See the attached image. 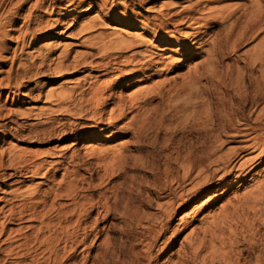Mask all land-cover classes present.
<instances>
[{"label": "bare ground", "instance_id": "bare-ground-1", "mask_svg": "<svg viewBox=\"0 0 264 264\" xmlns=\"http://www.w3.org/2000/svg\"><path fill=\"white\" fill-rule=\"evenodd\" d=\"M64 1L66 2L64 7H60L59 5L58 8L70 14L82 10V6H84L86 0ZM99 1H103L105 3L102 2L104 6ZM228 1H235L237 3L224 7L215 6L213 8L211 6V4H221ZM106 2L104 0L93 1L94 5L102 8L103 11L106 10L107 12L105 13L114 22L121 24L120 27H116L117 29H112L115 31H112V34L110 33L111 35L106 31L104 33H107V35H100L102 34L100 33L98 34L99 36L95 35L97 37H91L93 34H96L97 28L102 24L98 25L95 23L94 25L92 23L93 25H90L88 23L89 25H82L78 31L77 44H80H76L80 48L86 49L85 53H81L82 51L80 52L81 54L77 52L78 55L76 53V56L71 60L72 52L69 48L71 45L69 44V46L66 45L62 48L60 54L54 59L55 61L52 59L54 62L50 61V63L46 60L48 58L45 59L46 55H43V52H39L40 50L37 51L39 53V56H37L41 58L38 65V67L40 66V72L41 68L46 65L48 66V71L45 72H49L48 75L51 76L50 81H41L42 87L45 88V86L55 84L54 82L58 80H66L67 82V79L75 76L78 77V75H82L83 77H79L74 86H63V83L61 85L63 87L61 88L60 86L61 89H56L57 91L53 90L51 92L47 91V105L45 109H41L38 112L34 110L11 111L7 114V117L16 115L21 118L34 117L35 120L42 118L44 120H41L39 124L34 126L36 127L33 130L34 139L46 140L47 138L53 137V140L60 142L73 140L75 146V142L84 140L87 135L92 134L95 137H100L105 132H111L113 129L117 130L121 125H123L120 129L121 133L133 134L135 138H141L144 135L145 129H147V125L149 122L151 123V119L155 115H159L158 120H160V123L164 122H161V120H165V117L157 111L156 104L158 102L156 103V101L158 99L165 101L167 99L166 97L168 99L173 97L174 101L176 99V106L174 104L170 120L176 118V122L182 121V123L183 120H186L189 122L188 124H190V121L195 124L198 122L197 124L201 127L200 129H203L208 134V137L210 136L211 141L209 143L207 141L205 146L200 149L196 148L197 150L194 148L195 150L189 149L185 151L184 149H178V147L174 149L176 156L174 155L173 164L175 168L170 165V160L168 161L170 163L168 165V171H166H170L171 180H173L171 183L173 185L171 184L172 188L168 193L164 192V190V195L160 198L163 201L171 199L161 202L162 204L159 203L161 215H157L159 217L155 220L159 225H162V230L157 231L155 228H151L153 230H151L153 236L147 242L145 241V245L142 244L145 246L144 253L140 254L138 252L137 254L131 252L134 256L130 259L131 263L129 261V264H156V261L152 259L153 257L150 253L155 246L154 243L165 234V229H168L167 225L171 223L174 214L180 210L187 209L192 202H198L202 196H206L208 199L198 207L206 208L207 205L209 206L215 200L213 195L225 190L228 191L233 185L238 184L239 187H246L247 189L249 184L254 181L251 173L264 162V120H262L264 118V110L261 111V115L259 111V117L258 119L256 118L257 120L254 123L247 120V117L245 118L246 115L242 120H235L236 123L232 120V114L226 109L224 111L226 102H232V99L229 97L231 95L228 93L229 96H224V92H222L223 95H221L219 103L223 107V115L220 116V120H208L210 106L206 98L199 92L200 90H198L204 88L202 81L217 78L218 72L215 65L219 59H215V50L216 47L218 48L220 41L217 46L215 43L217 37L215 36L216 32L213 31L212 26L220 24H225V26L227 24L228 26L229 24V28L224 27L227 30L230 29L227 32L228 34L226 30L225 34L223 32V35H228L226 36L227 38H224L229 44L231 43L232 48L228 45L226 46L234 51L238 49L247 37L250 38L260 30H263L264 0H186V3L184 5L182 4L183 6L181 8H172L165 13L162 12L153 16L145 14L140 9L145 0H131L133 6H137L139 9L126 5L128 2L123 8L119 6L107 7L108 3L106 4ZM207 3L208 7H206L207 5L204 6ZM36 7H38V2ZM240 11L243 13L237 17ZM11 21L16 23L14 20ZM46 29L48 28L38 25L37 30L39 34L34 35L31 33L30 35L32 42H37L44 38L46 36L44 34L48 32ZM109 30L111 31V29ZM219 34L222 35V32ZM38 35L44 36L39 38L37 37ZM87 36L88 38H86ZM222 40H224L223 37ZM221 43L223 42L221 41ZM209 45L211 47L213 45V47L208 48ZM224 47L225 45H222L221 48L223 49ZM228 47L226 48L228 49ZM34 52L36 50L32 53ZM187 56H191L192 58L205 57V59L202 60V63L200 62L201 64L199 63L194 68L187 69L188 71L182 74V84L175 86L169 84L170 87L168 88L167 81H164L165 78H163L164 80L161 79L162 82L159 81V83L154 82L155 84H152L150 82L155 76L161 73L165 74L166 71L168 73L172 71L175 65L183 66L186 63ZM223 56L221 55L222 59ZM175 57L176 60H174ZM259 61L264 62V47L257 53L253 64L259 63ZM229 66L225 67L229 69ZM30 69L33 70V68ZM225 71L228 72V70ZM30 73L31 70L28 74ZM28 74H21L19 76L20 83H17L16 87L8 85L5 87V90H9L11 94H18L21 88H23V83L27 81L32 82L31 79L36 81L37 77H40L38 75L39 72ZM231 76V86L237 88L240 82L239 74L235 75L238 79L234 78L233 75ZM74 81L76 80H73L72 83ZM138 83L149 85L145 88L138 89L128 99L126 97L116 98V91L124 87L126 89L134 88ZM36 88L40 87L37 86ZM36 88H32L31 91L36 90ZM194 88L195 91L193 90L192 92ZM196 89L198 90V94H196ZM186 92H188L187 94L191 93L187 95L189 98L184 100L182 99V95ZM254 96L256 104L260 105L264 100V88L259 89ZM201 97L205 98L202 101L203 103L200 101L202 100ZM181 101H185V104H180ZM199 102L202 104L200 105ZM253 106L255 105L253 104ZM135 110L137 114L131 118V122L127 123L129 114L131 115ZM209 117L213 118L211 115ZM56 118L62 119L59 120ZM68 118L69 120L73 119V122L67 120ZM161 125L163 126V124L159 126ZM26 132L28 131L26 130ZM30 136L32 137V135ZM225 138L229 140H225ZM227 143H231L233 147H229L225 151ZM179 147L181 148V146ZM129 152L127 146H122L118 150L106 148L102 150L100 146H94L85 153L86 157H80L75 152L71 156L66 157L65 153L56 154L49 151L46 153V160L44 161L37 159L42 156L41 154L35 153V155H32L30 153V155L28 154L29 152L16 153L14 151L4 154L5 152H3L0 158V171L5 169L7 171L13 170V174L10 177L17 179L16 186L24 187V184L29 181L40 180L35 185L37 186L35 190H31L30 188L22 191L20 189L21 187H19L7 191L5 196L0 199V204H2L0 206V239L5 238L3 243L11 244L10 248L5 252V259L15 256L18 258V263L15 264H22V259L31 257L32 264H64L67 258L65 259V252H61V249H58L61 243H66L67 247L64 248L65 251L71 244L70 252L74 251L76 253V248L74 247L86 245L91 236L100 239L102 237V231H98V219L102 213L103 217L107 219L113 213L115 205L111 203L113 201L111 198H107L108 196L106 195V199L104 193L101 195L102 197L104 195L103 203L100 200L98 202L94 201L93 198H84L78 204L79 213L75 222V230L72 233L69 231L73 225L71 221L76 214L75 210L66 212L65 206L60 201L65 197L71 199H74L75 196L80 197L84 189L80 188V185L78 187V182L79 184L86 182L80 176V172L87 171L89 165L90 167L93 166L96 168V171L104 172V175L100 177L102 181L101 185H103L106 179L115 176L117 172L127 168L129 165L128 160H130ZM6 156L8 158L4 160ZM133 163L135 164L136 162ZM61 171L64 172L61 182L48 191H42V187L48 184L50 185L54 180V176H58ZM177 172L178 174L175 175ZM180 172L181 174H179ZM168 174L166 175L170 179V174L169 176ZM92 177L93 175L90 174V178ZM186 185L190 187L186 188ZM251 187L243 195L238 196L237 205L235 203L232 205L233 200L232 202L229 201L226 203L227 205H224L220 209L221 211H218L219 215L216 214L217 212L214 213L216 216H213V218L211 216L213 221L208 222L209 225L203 229L202 236H197L196 239L194 238L195 236H192L195 240H193L190 246L191 252L185 255L184 260L181 258L182 262L179 264H216L217 258L220 259L221 264H251L250 256L255 252L256 247L260 250V254L256 258L257 263L255 264H264V246L260 249L262 245L259 244L262 240L260 233L243 232L232 228L233 223L239 219L238 215H236L239 210H253L255 211L253 213L257 216V205L261 201L264 202V180ZM196 208L192 207V209H195L194 211H196ZM134 210L136 211V209H133V213ZM95 212H97L99 218L94 219V222L88 223V219ZM133 213L129 212L132 215ZM52 215L54 216L52 217ZM210 215L209 213L207 219ZM149 220L151 221L152 219L149 218ZM261 221L264 225V217L261 218ZM151 222H154V218ZM14 223H30L31 226L18 230L17 232L19 234L13 236L11 230H8L7 227ZM141 223L143 222L141 221ZM34 224L37 225L35 226ZM243 225V229L249 227L248 222ZM226 228L233 230L227 237L224 235ZM147 230L150 229L148 228ZM28 231H31V233H28ZM145 235L147 236V233ZM13 243H17L18 245L13 247ZM187 251L189 252V250L185 252ZM121 252L123 253V251ZM107 254L109 253L107 252ZM97 257L99 258L97 255L89 260L85 259L82 264H87L90 261L92 262L91 264L101 263L102 261L97 260Z\"/></svg>", "mask_w": 264, "mask_h": 264}, {"label": "rangeland", "instance_id": "rangeland-1", "mask_svg": "<svg viewBox=\"0 0 264 264\" xmlns=\"http://www.w3.org/2000/svg\"><path fill=\"white\" fill-rule=\"evenodd\" d=\"M93 1L94 0H86L84 6H82V10L76 13L68 14L65 10L58 8L59 5L60 7H64V5L66 4L64 0H58V1L57 0H0V24H1L0 25V158L3 152H5L4 154L10 151H14L16 153L29 152L28 154L32 153V155L33 154L35 155V153L41 154L42 156L38 157L37 159H39L40 161H44L46 160L45 157L46 153L49 151L56 154L65 153L66 157L71 156L72 153L74 152L79 154L80 157H86L85 153L88 151V149L90 150V148L94 146L97 147L100 146L102 150L103 149L105 150V148L118 150V148L122 146H127L129 148V151L131 153L133 152L132 154L130 152L128 154L130 156L129 157L130 160H128L129 162L128 164L130 166L128 165L127 168L120 170L115 174V176L109 179L105 178L106 179L105 184L101 185L102 181L100 180L101 179L100 177L104 175V172L99 170L96 171V168H94L93 166L90 167L89 165L88 166L89 169L87 168L88 169L87 171L85 170L80 172V176H82V178L86 180V182L83 184H79L78 182V187L80 185V188L84 189L81 192L80 197L75 196L74 199L65 197L62 201H60V203L65 206L66 212L75 210L76 214L71 221L73 225L69 231L70 233H72L75 230L74 229L75 222L77 220V215L79 213L78 204H80V202L83 201L84 198L87 199L93 198V200L97 202L99 200L104 201V195L105 198L107 196H108L107 198H111V200L113 201H111L110 199L109 200L111 201V203L115 205L114 211L111 214L112 216L110 215V217L107 219L103 217V213H102L101 217L99 218L97 212H95L87 221L88 223H91L94 222V219L99 218L97 226H98V231H102V237L98 239V238H94V236H91L86 245L74 247L76 248V253L74 251L70 252L71 244L65 251L64 248L67 247L65 242L61 243L58 249H61V252H65V259L67 258V261H65L64 264H82L85 259L89 260L90 258H93L94 256L97 255L99 256V258L97 257V260L99 259L100 261H102L101 263L99 262V264H127V263L129 264V261L131 263L130 259L132 258V256H134L132 255V253L134 252L137 254L138 252L140 254L144 253L145 246L143 245H145L146 242L151 239L150 237L153 236L151 233L153 230L151 228H155V230L157 231L162 230V225L161 224L159 225V223L155 222V220L161 215L159 203L164 201H169L171 199L170 198L169 200L167 199L164 201L161 200L162 196L164 195V192L168 193V191L171 190L173 185V183H171L173 180H171L172 177L171 174L169 173L170 171L169 172L167 171L170 162H171L170 165H172L173 168H175V165L173 164L174 157L176 156L174 149H177V147L178 149H182V150L184 149L185 151L189 149L195 150L196 148L200 149L201 147L205 146L207 141L208 143L211 141L210 136L208 137V134L205 131H203V129H200L201 127H199V124H197L198 122L195 124L194 122L190 121V124H188L189 122L186 120L185 121L187 123L184 120L183 123L180 120H179L180 122H176L177 121L176 118L170 120V115L173 112L172 109H174L173 108L174 104L176 106V99L174 101L173 97L170 99L166 97L167 99H165V101L162 99H158L156 101V103L158 102L156 104L157 111L158 113L160 112L165 117V120H161V122L162 121L164 122L160 123V120H158L159 115H155L154 116L155 119H153L154 117L151 119V123L149 122V124L146 127L147 129H145L144 135L141 138L139 137L135 138L133 134L121 133L120 129L123 126L121 125L117 128V130L113 129L111 132H107V133L105 132L100 137L97 136L95 137L92 134L87 135L85 136L84 140L75 142V146L73 140L60 142L57 140H53L54 139L53 137H52L53 139L47 138L46 140L34 139L33 130H35L36 128L34 126L39 124L41 120H44L42 118L35 120L34 117L21 118L16 115L12 117H7V114L10 113L11 111L16 112L17 110H34L35 112H38L41 109H45L47 105L46 95L48 92H51L56 89L59 90L63 86H68V87L74 86L76 84L75 82L78 81L77 79H79V77L80 78L83 77L82 75H78V77L75 76L70 79H67V82L66 80H58L54 82L55 84H50L49 86H45V88L42 87L41 81H50L49 79L51 76L48 75L49 72H45L48 71V66L46 65L43 68H41L42 73L40 72L39 69L40 66L38 67V65L41 58L38 57L39 53L37 51L40 50L39 52H43L44 54L43 53L42 54L46 55L45 59L46 58L49 59V60L46 59L47 61L54 62L55 61L54 59H56L57 56L60 54L62 48H64L66 45L69 46L70 44L72 46V47L69 46L72 52L71 53L72 55L71 60H72L73 57L78 55V53H80L81 51H82L81 53L86 52V49L84 48L82 49V47L80 48V46H77L80 44V43L77 44L78 31L80 30L82 25L83 26L85 24L95 25V23H97L98 25L99 24L103 25V26L99 25V28H97L98 29L97 32H95L96 34H93L91 37H94L95 35H98L100 33H102L100 35L103 34L107 35V33L112 34V31L113 32L115 31L112 29L114 28L117 29L116 27L121 26L120 23L114 22L112 18L109 17L107 13H105L107 12L106 10L103 11L102 8H100L97 5H94ZM104 1H107L106 2V4L108 3L107 7L119 6L123 8V6L128 2L126 5L137 8V6H133L131 0H104ZM37 2H38V7H36ZM102 2L103 1H99L100 4ZM185 3L186 0H145L143 6L140 7V9H142L145 14L153 16L158 13H162V12L165 13L168 10H171L172 8L173 9L174 8L176 9V7L181 8ZM234 3L237 2L228 1L221 4H211V6L213 8L215 6L224 7L228 5H234ZM104 4L102 6H104ZM204 6L208 7V3L205 4ZM241 13L243 12L240 11L239 14H237V17L241 16L240 15ZM104 14H106L105 15L106 17L104 16ZM11 20H14L16 23L12 22ZM38 25H42L45 28H48L46 29L48 30V32L44 34L46 36L41 40L37 42H32V38L30 35L31 33H33L34 35H37V33L39 34L37 30ZM224 27L229 28V24L228 26L227 24L226 26L225 24L212 26L213 31L216 32L215 36L217 37L215 43L217 44V46L220 41L219 44L220 47L219 46L218 48L216 47L215 50V56L216 57L218 56V58L215 57V59L217 60L219 59L218 61H216L217 66L215 65V67H217L216 70L218 72L217 78L202 81V84L203 83L205 84L202 85L204 88L203 89L200 88L198 90H200L199 92L202 93L203 97H205L209 103L208 105L210 107L209 106L208 107L210 111H208V115L210 113V115L213 116V118L209 117L210 116L209 115L208 120H220V116L223 115V112L226 109L228 112L232 114V120H234V122L238 120H242L243 117L246 115L245 118L247 117L246 118L247 120H250L252 123H254L255 120L258 119L259 114L260 115L262 114L261 111L264 110L263 109L264 100L259 105L256 104L254 98L255 97L254 94L258 92L259 89L261 90V88L262 89L264 88V62L262 63V61H259V63L253 64L255 62V57L257 53L260 52L261 48L263 49L264 47V28H262L263 30H260L256 35L250 38L247 37L246 40H244V42H242V44L238 47V49L233 51V49H229V47H231V43L229 44L227 41H225L224 38L228 36L227 32L230 29L227 30ZM262 27H264V25ZM109 29H111V31ZM219 29L222 31H220ZM106 31L107 33H104ZM225 31L227 34L224 36L223 32L225 34ZM221 32L222 35L219 34ZM44 35H38L37 37L40 38ZM222 37L224 40H222ZM86 38H88V36ZM221 41L223 43H221ZM225 42L226 44H224ZM221 44L223 46L225 45L223 49L221 48L222 47ZM226 45H228L229 47ZM209 47L212 48L213 45L212 47L211 45H209L208 48ZM226 47H228V49ZM34 50H36V52L32 53ZM221 55L222 56L224 55L227 58L225 57L226 58L225 59L223 56L222 59ZM36 57L37 59H35ZM52 59L54 61H52ZM204 59L205 57L192 58L191 56H187L185 61L186 63L183 66L175 65L172 71H169V73L168 71H166L167 73L165 72V74L161 73L157 75L158 77L155 76L154 79L152 78L150 82L152 84L159 83V81L162 82L161 79L164 80L163 78H165L164 81H167L168 88L170 87L169 84H171L172 86L180 85L183 82L182 74H185L188 71L187 69L191 67L194 68L200 62L202 63V60ZM174 60H176V57L174 58ZM218 62L219 64H217ZM33 64H35L37 67ZM225 66H229L228 67L229 69H227V67ZM30 68H33V70ZM30 70H31L30 74L39 72L38 75L40 77L39 78L37 77V79L34 78L36 79V81L31 79L32 82L27 81L25 82L26 84L22 82L23 88H21L18 94H11L9 90H5V87H7L8 85H12L16 87V84L20 83L19 76L21 74L27 75L30 72ZM225 70H228V72ZM237 74H239L238 77L240 79V82H239V86L237 85L238 87L236 86L237 88H235L234 86H231V77H232L231 75H233L234 78H237L235 76ZM73 80L76 81L72 83ZM151 83L150 85H152ZM62 84L63 86H61ZM141 85L142 84L138 83V85L135 86L134 88L126 89L124 87L119 89L118 91H116V98L126 97V99H128V97L132 93L138 91V89H142V87L143 88L147 87L149 84H143L142 86ZM37 86H39L40 88H36ZM32 88L33 89L36 88V90L31 91ZM195 88L192 89V92L193 90L195 91ZM198 90L196 89V94H198ZM222 92H224L223 93L224 96H227L229 93V95L231 96L229 95L228 96L232 99V102H226L224 111H223V107H221L219 103L220 97L221 95H223ZM187 93L188 92L184 94L186 95L185 97L184 95H182L183 97L181 96L182 99L186 100L187 98H189V96L187 95H189L191 92L189 94ZM237 94L238 96H236ZM192 98L190 99L192 100ZM205 98H202V100L200 101L202 102L203 100H205ZM202 103L199 102L200 105ZM180 104L184 105L185 101H181ZM253 104L255 106H253ZM253 109L255 112L252 111ZM166 111L167 112L169 111L168 112L169 115L167 114ZM136 114H137L136 110L135 112L133 111L131 115L129 114V120L127 121V123L131 122V118ZM161 114L160 116H162ZM56 119L60 120L62 118H56ZM168 119L170 120V122ZM67 120H69V118ZM262 120H264V118H262ZM69 121L73 122V119ZM165 122L167 123L166 125ZM160 124H163V126L162 125L159 126ZM30 128H32L31 129L32 132ZM214 128L216 129L215 126ZM26 130L28 132H26ZM30 135H32V137ZM225 140H229V139L225 138ZM38 143H44V144H38ZM177 145L181 146V148ZM225 147H226L225 149L226 151L227 148L233 147V145L231 143L229 144L227 143ZM170 153L171 154L173 153L172 154L173 156ZM7 158L8 157L6 156L4 160H7ZM169 160L170 162L168 163ZM133 162L136 163L134 164ZM122 171L123 173H121ZM63 173L64 172L61 171L58 176H54L53 178L54 180L51 182V184L43 186L42 191H48L50 188L55 187L56 184L61 182ZM168 173L170 174L169 177L170 179H168L166 175ZM11 174H13V170L7 171L5 169L0 171V199L5 196L7 191H11L12 189L21 187L15 185L17 179L10 177ZM90 174L93 175L92 178H90ZM176 174H178V172L175 173V175ZM179 174H181V172ZM116 175L117 176L119 175L120 177L118 176L117 178ZM251 177H254V181H252L249 184V187H247V189L246 187L243 188L239 187L238 184L233 185V187L230 188L228 191L225 190L226 192L222 191L221 193H216V195H213L215 197V200L211 202L209 206L207 205L206 208L198 207L201 206V204H203L204 201L208 199L206 198V196H202L198 200V202H192L187 209L180 210L176 214H174L171 223L167 225L168 229H165V234L163 235L162 238L156 241V243H154L155 246L150 253V255L153 257L152 259L156 261V264H175V263L179 264L180 262H182V260L185 259V255L191 252L190 246L192 245L193 240H195L197 236H202L203 229L209 225L208 222L213 221V219H211V216L212 218L213 216H216L214 213L217 212L216 214H218L219 213L218 211H221L220 209L224 205H227L226 203H228L229 201L232 202L233 200L232 205H234V203L237 205L238 196L243 195V193L248 191V188L250 189L252 188L251 186L264 180V162L261 165H259L255 169V171L251 173ZM39 181L40 180H34L32 182L29 181L26 184H24L25 185L24 187H21L20 189L22 191L28 190L30 188L31 190L32 189L35 190L37 187L35 185L39 183ZM114 187L116 188L114 189ZM189 187L190 186L186 185V188ZM103 193L104 195L102 197L101 195ZM1 205L2 204H0V206ZM192 207L195 208L197 207L196 211H194L195 209H192ZM133 209H136V211L134 210V213H133ZM256 211H257V216H255V213H253L255 212L253 210L250 211L249 209H246L245 211L239 210V212H237L236 214L238 215L239 219H237L236 222L233 223L232 228L236 230L238 229L239 231H243V232L249 231V233H257V234L260 233V235L262 236V240L259 243L260 245H262L260 247L261 249L264 246V225L261 221V218L264 217V202L261 201L258 203ZM129 212L133 213V215L138 214L139 216L138 215L133 216L132 214H129ZM127 213L129 214V216H127L128 215ZM209 213L211 215L207 219ZM147 215L150 216L149 218L152 220L154 218V222H151L152 220L150 221ZM53 216L54 215H52V217ZM128 217L131 219H129ZM141 221L143 223L140 224ZM247 222L249 227L243 229L244 226L243 224ZM151 223H153L152 224L153 227ZM34 225L36 226L37 224ZM27 226H31V224L14 223L8 225L7 229L11 230L12 235L15 236L19 234L17 232L18 230L25 228ZM148 228L150 230H147ZM225 230L226 231H224L225 232L224 235H226V237L229 236L230 232L233 231L228 228H226ZM28 233H31V231L30 232L28 231ZM146 233L147 236L145 235ZM192 236L193 237L195 236L194 237L195 239ZM144 237L146 240L144 239ZM4 239L5 238L0 239V264L18 263L17 261L18 258H16L15 256L11 258L7 257V259H5L6 258L5 252L10 248L11 244L3 243ZM140 240L141 241L143 240V242H141ZM17 245H18L17 243L16 244L13 243V247ZM184 249L185 251L189 250V252L188 251L185 252ZM104 250L106 253L104 252ZM214 250H216V248H214ZM121 251H123V253ZM254 251H253L254 253L250 256V260L252 261L251 264L253 262H254L253 264L257 263L256 258L260 254V250H258L257 247L255 248ZM107 252L109 254H107ZM124 255L126 256V258ZM181 258L183 259L181 260ZM217 260H216V264H221V262L219 261L220 259L217 258ZM21 261L22 264H32L31 257L22 259ZM91 263L92 262L90 261L87 264H91Z\"/></svg>", "mask_w": 264, "mask_h": 264}]
</instances>
